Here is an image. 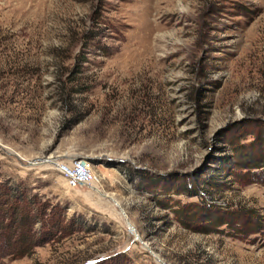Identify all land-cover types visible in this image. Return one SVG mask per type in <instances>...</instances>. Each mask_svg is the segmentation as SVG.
Segmentation results:
<instances>
[{"label": "rangeland", "instance_id": "1", "mask_svg": "<svg viewBox=\"0 0 264 264\" xmlns=\"http://www.w3.org/2000/svg\"><path fill=\"white\" fill-rule=\"evenodd\" d=\"M164 262L264 264V0H0V264Z\"/></svg>", "mask_w": 264, "mask_h": 264}, {"label": "built area", "instance_id": "2", "mask_svg": "<svg viewBox=\"0 0 264 264\" xmlns=\"http://www.w3.org/2000/svg\"><path fill=\"white\" fill-rule=\"evenodd\" d=\"M55 164L71 188L86 186L97 189L101 182V175L89 160L72 157L69 160H58Z\"/></svg>", "mask_w": 264, "mask_h": 264}, {"label": "trees", "instance_id": "3", "mask_svg": "<svg viewBox=\"0 0 264 264\" xmlns=\"http://www.w3.org/2000/svg\"><path fill=\"white\" fill-rule=\"evenodd\" d=\"M23 217H25V216H23ZM21 231V230H20ZM29 233H27V234H25V235H23L22 237H21V240H22V243H23V246H22V244H20V246L19 247H14L15 249H17V248H19L20 249V251H19V254L21 255H25V254H29L30 252H29V250H30V248H29V245L28 244H31L32 243V240H30L31 239V237H30V235H28ZM26 242L28 243V244H26ZM6 243H7V241H6ZM25 243V244H24ZM7 246L8 247H10V245H8L7 244ZM6 249V248H5Z\"/></svg>", "mask_w": 264, "mask_h": 264}, {"label": "water", "instance_id": "4", "mask_svg": "<svg viewBox=\"0 0 264 264\" xmlns=\"http://www.w3.org/2000/svg\"><path fill=\"white\" fill-rule=\"evenodd\" d=\"M80 158H83V159H86V160H89L90 162H95L96 163V161L98 160V159H96V158H94V157H90V156H82V157H80ZM118 205H120V204H118ZM124 212V214L126 215V213H125V211H123ZM129 224H131V223H129ZM163 264H166L165 262L163 263Z\"/></svg>", "mask_w": 264, "mask_h": 264}]
</instances>
